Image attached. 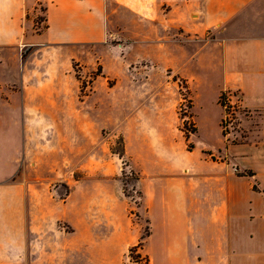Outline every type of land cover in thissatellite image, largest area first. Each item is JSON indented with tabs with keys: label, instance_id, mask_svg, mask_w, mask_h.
<instances>
[{
	"label": "crops",
	"instance_id": "obj_1",
	"mask_svg": "<svg viewBox=\"0 0 264 264\" xmlns=\"http://www.w3.org/2000/svg\"><path fill=\"white\" fill-rule=\"evenodd\" d=\"M42 6L38 33L33 13ZM97 56L103 72L82 99L72 59L93 67ZM136 61L206 82L218 106L221 94L236 95L250 113L247 136L235 143L237 126L219 160L192 164L169 198L153 190L147 215L150 225L160 216V236L152 226L142 243L118 228L99 237L90 225L87 240L66 242L48 225L57 217L32 208L18 164L38 133L58 136L66 119H93L99 79ZM133 85L122 84L117 105L135 101ZM0 170V264H127L131 248L146 264H264V0H0Z\"/></svg>",
	"mask_w": 264,
	"mask_h": 264
},
{
	"label": "rangeland",
	"instance_id": "obj_2",
	"mask_svg": "<svg viewBox=\"0 0 264 264\" xmlns=\"http://www.w3.org/2000/svg\"><path fill=\"white\" fill-rule=\"evenodd\" d=\"M33 15L34 30L39 33L45 27L44 6ZM94 60L93 67L77 58L71 62L82 99L91 93L97 75L103 72L99 57ZM147 65L146 61H136L121 68L124 70L118 77L109 74L100 78L104 84L90 108L93 119H66L60 123L64 128L58 136L38 133L31 141L27 139L32 148L20 160L15 178L31 187L34 210L57 217V223L49 218L48 225L60 226L66 242L87 240L90 225L100 228L94 230L99 237L118 228L131 241L142 243L152 226L160 236V210L153 209L157 217L153 225L147 215L146 200L153 190L158 200L162 193L169 198L175 190V178L189 179L192 164L219 160V148L235 140L234 128L230 126L228 133L222 126L226 115L220 103L223 94L218 106L206 82L190 81L172 71L157 72ZM124 83L134 84L136 99L131 105L119 106ZM108 101H112L111 106L106 105ZM108 108L120 113L102 121L100 113ZM238 116L240 135L235 143L246 138L250 113L242 110ZM41 124L36 123L38 127ZM208 149L215 150V155ZM65 253L66 258L72 256L68 250ZM128 255L127 264H146L135 248Z\"/></svg>",
	"mask_w": 264,
	"mask_h": 264
},
{
	"label": "built area",
	"instance_id": "obj_3",
	"mask_svg": "<svg viewBox=\"0 0 264 264\" xmlns=\"http://www.w3.org/2000/svg\"><path fill=\"white\" fill-rule=\"evenodd\" d=\"M232 97L235 98L236 95L234 94L226 95L224 93L220 98V103L223 106L224 111L226 113L225 119L222 122V126L224 128V131L228 133L230 132V129H229L230 126H232L234 130L238 126L237 110L240 109L242 111L246 109L242 104L240 105L238 104L240 102L239 100H236L235 102H233Z\"/></svg>",
	"mask_w": 264,
	"mask_h": 264
},
{
	"label": "trees",
	"instance_id": "obj_4",
	"mask_svg": "<svg viewBox=\"0 0 264 264\" xmlns=\"http://www.w3.org/2000/svg\"><path fill=\"white\" fill-rule=\"evenodd\" d=\"M134 250V249H133Z\"/></svg>",
	"mask_w": 264,
	"mask_h": 264
}]
</instances>
